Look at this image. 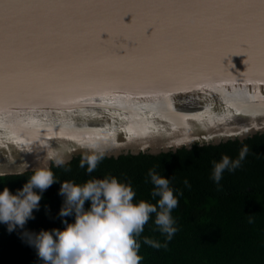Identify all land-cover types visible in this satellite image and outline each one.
<instances>
[{
  "label": "water",
  "instance_id": "1",
  "mask_svg": "<svg viewBox=\"0 0 264 264\" xmlns=\"http://www.w3.org/2000/svg\"><path fill=\"white\" fill-rule=\"evenodd\" d=\"M149 2L229 0H0V64L6 30L23 44L21 61H33L19 65V94L0 102L3 176L17 175L24 162L29 165L24 173L55 166L51 160L44 163L52 150L68 162L91 155H158L188 149L189 143L191 149L264 133V73L248 72L245 54L222 59L223 68L213 66L205 75L190 71L216 46L214 30L165 27L161 41L136 38L132 47L131 41L121 40L131 49L96 45L93 32L110 23L117 11L111 6ZM57 3L81 7H5ZM134 11L145 15L143 9ZM44 16L56 18L58 27H37ZM130 22L131 15L125 16L124 23ZM217 30L230 33L233 28L218 25ZM151 32L149 28L145 35ZM107 38L101 33L102 40ZM170 40L175 42L163 51L160 44ZM153 76H159L160 83H147ZM177 78L183 79L181 87L172 84ZM69 79L83 86L63 90L61 85Z\"/></svg>",
  "mask_w": 264,
  "mask_h": 264
},
{
  "label": "trees",
  "instance_id": "2",
  "mask_svg": "<svg viewBox=\"0 0 264 264\" xmlns=\"http://www.w3.org/2000/svg\"><path fill=\"white\" fill-rule=\"evenodd\" d=\"M242 144L249 146V153L238 169L222 173V190L218 191L210 178V162L219 161L225 154L236 158ZM80 160L77 157L65 166H51L54 177L82 184L110 174L122 181L130 180L136 200H150L152 185L145 178L148 169L156 167L170 178L174 190L183 192L172 210L178 231L167 248L144 244V237L164 242L152 219L144 226L138 237L139 254L143 257L140 264H264V133L242 141L195 145L158 155L102 157L91 173L79 166ZM30 175L31 171L0 176V191L5 186L12 191L21 188ZM185 178L190 187L184 186ZM59 188V182L53 183L42 193L39 210L32 213L34 219H28L22 228L9 232L7 225L0 223V264H43L23 234L64 227L58 216L63 203ZM63 219L72 222V217Z\"/></svg>",
  "mask_w": 264,
  "mask_h": 264
},
{
  "label": "clouds",
  "instance_id": "3",
  "mask_svg": "<svg viewBox=\"0 0 264 264\" xmlns=\"http://www.w3.org/2000/svg\"><path fill=\"white\" fill-rule=\"evenodd\" d=\"M190 146L191 143L187 145L188 149ZM248 153L249 146L242 144L236 158L225 154L219 161L210 162V178L218 191L222 190V173L238 169ZM100 159V155L82 157L79 166L91 173ZM48 160L57 167L68 163L55 150L47 154L45 165ZM27 169L29 165L24 162L16 174L22 175ZM5 174L0 172V176ZM57 182L60 184L58 195L63 197L58 216L64 227L23 234L43 264H140L143 257L139 254L138 237L150 219L156 225L155 230L164 236V242L144 237V244L167 248L168 241L178 231L172 210L177 207L178 197L183 192L174 190L170 178L164 177L156 167L149 168L145 178V182L152 185L150 200H136L132 182L110 174L78 184L56 179L48 166L35 167L21 188L12 191L5 186L0 191V223L6 224L9 232L22 228L28 219H34L32 213L34 209L39 210L42 193ZM183 184L190 187L187 178ZM64 217H72V222Z\"/></svg>",
  "mask_w": 264,
  "mask_h": 264
},
{
  "label": "snow or ice",
  "instance_id": "4",
  "mask_svg": "<svg viewBox=\"0 0 264 264\" xmlns=\"http://www.w3.org/2000/svg\"><path fill=\"white\" fill-rule=\"evenodd\" d=\"M16 9L28 8L35 10H64L81 7V5L57 3V4H30L5 6ZM117 11L113 14L108 25L97 27L93 32V38L97 46L103 47L110 44L115 48L131 49L135 46L137 39L140 41L154 42L161 41L165 27H182L185 29L207 28L214 30L216 46L211 49V54L204 63L197 64L194 69H190L193 74L205 75L213 66L221 68V60L232 55L245 54L247 59L244 64L248 72L259 71L264 73V0H235V2L225 3H159L149 2L132 6H111ZM134 9H143L145 15L140 16ZM222 9L216 15H208L209 10ZM131 15V22L124 23V17ZM6 20L11 17L5 15ZM163 17V19H161ZM41 23L37 27L56 25V18L41 17ZM160 20L158 23L157 21ZM228 26L233 28L230 33H223L217 30V26ZM151 28V35H145ZM101 33H107L106 40L101 39ZM54 34V33H53ZM123 41H131L133 46L127 48ZM175 42L166 41L160 44L163 51H168L166 47ZM23 44L12 35L10 30H6L3 42V63L0 64V102H8V99L18 95L21 91L19 77V65L21 63L31 64L33 61L25 59L21 61ZM229 68H231L229 66ZM187 76V73L182 74ZM147 83H160L159 76H153ZM173 86L181 87L183 79L177 78L172 81ZM83 86L81 81L69 79L61 88L72 91L75 87ZM25 94L27 90L25 89ZM71 110V109H70Z\"/></svg>",
  "mask_w": 264,
  "mask_h": 264
}]
</instances>
